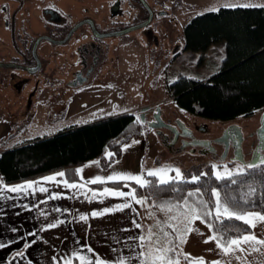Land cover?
<instances>
[{"label": "snow or ice", "instance_id": "6c2138e0", "mask_svg": "<svg viewBox=\"0 0 264 264\" xmlns=\"http://www.w3.org/2000/svg\"><path fill=\"white\" fill-rule=\"evenodd\" d=\"M220 8L233 10L264 8V3L257 4L251 0L248 2L226 0ZM212 10L219 11V8ZM135 122L142 126L147 123L141 116H136ZM258 135L261 140H264V128ZM139 143V140H133L131 144H125L120 153L106 150L105 158L109 162L108 167L119 164L120 160L117 157L130 149L132 145ZM100 163V161L91 162L98 167ZM91 164L75 169L74 174L59 171L38 181H25L16 185H8L0 178V203L6 200L35 198L37 194H40L44 196V199L31 206L29 204L12 206H19L29 212L39 210L37 215L44 220H48L52 213H59L61 216L67 214L72 217L65 220L55 216L41 226L40 232L54 230L66 223H71L72 220L83 223L87 232V229L91 227L90 219H100L124 213L126 210L135 215L136 218L132 219L131 223L133 229H141L140 235L128 236L123 240L115 235L112 236L114 243H123L132 255H124L123 250L112 248L111 251L118 255L115 259L108 260L97 253L91 245L84 244L65 256L58 258L53 255L51 264H133V261L136 264H264V201L258 203L253 198L258 191L253 180H261L264 186V143L257 146L250 162L244 160L237 144L236 154L231 161L225 158V161L212 163L211 172L201 171L190 176L183 173L180 168L145 169L141 162L139 173L113 171L107 176L96 175L85 178L84 169ZM172 173L174 175H171ZM73 175L78 176L79 181L73 179ZM209 178H214L215 185L208 184ZM46 184H55L62 190L53 192L44 186ZM105 184H111L114 187L98 190L88 188V185ZM190 184L194 187L188 188L187 185ZM125 188L128 191H123ZM64 190L73 195L67 196ZM73 190L88 202L99 201L103 204L105 199L109 198L121 202L75 215L68 209L60 207L41 209V205L49 201L78 198ZM5 193L12 195H5ZM139 208L147 211L145 218L154 221L146 231L139 223ZM258 208L260 210H257ZM197 221L207 228L210 235H205L196 225ZM257 229L258 231H254ZM131 230L118 229L122 232ZM8 231L16 233L19 229L11 226ZM192 234L204 237L202 241L204 244H214V247L207 251L215 252L219 258L207 261L203 256L193 257L185 252L184 245L188 243V237ZM27 235L36 237L37 232L32 231ZM13 242L10 240L0 242V250L10 247ZM35 243L37 240L26 241L23 249L16 250L12 254V260L7 261L6 264H23V261L27 259L28 249ZM76 243L79 244L80 241L77 240ZM28 264H31V261H28Z\"/></svg>", "mask_w": 264, "mask_h": 264}, {"label": "rangeland", "instance_id": "374dc122", "mask_svg": "<svg viewBox=\"0 0 264 264\" xmlns=\"http://www.w3.org/2000/svg\"><path fill=\"white\" fill-rule=\"evenodd\" d=\"M146 1L158 10V14H155L147 27L104 39L108 44L106 61L94 83L81 89H71L73 91L62 85L58 88L43 87L41 90L44 93L33 99L29 111L25 97L18 98L16 94L0 93V154L26 140L51 136L71 125H82L102 116L123 113L134 114L136 117L140 116L142 109L152 110L160 107L164 120L176 119L186 122L191 128L193 125L202 126L206 133H198L197 136L203 139L220 137L230 125L241 127L245 138L243 151L247 161L250 160L252 144L257 138L251 136V133L260 127L264 108L257 110L250 117H238L229 122L210 120L180 109L168 92L169 85L181 77L204 80L221 69L226 56V43L214 44L205 52L186 51L185 27L194 17L213 12V8L221 9L220 5L226 0H168L164 4L158 0ZM251 2L260 4L264 3V0ZM125 3L129 5L127 0ZM130 3L133 8L136 7V11L120 22L121 30L138 24L140 19L144 20L148 16L139 3H136L137 6ZM97 4L98 2L93 0V5ZM163 8L169 13H160ZM97 19L98 22L103 20L100 16ZM101 29L105 30V27ZM13 88L16 89V86L13 85ZM13 88L4 82L0 83V90ZM151 114H148L149 119ZM133 140H139L140 143L123 152L119 164L109 168L100 160L94 159L77 168L100 161L99 167L91 164L84 169L83 176L90 178L96 175L107 176L113 171L139 173L143 162L145 169L180 168L183 173L190 172L192 175L201 171L211 172L212 163L225 161L215 158L212 154L200 153L199 150L193 152L190 147L179 152L170 151L162 137L153 129L144 131L143 137L132 139L127 144H131ZM216 148L221 152L219 146ZM231 160L232 154H229L227 161ZM142 209L146 231L154 221L145 218L147 211ZM196 225L205 235L209 233L199 221ZM194 235L188 237L187 244L190 246L189 250H194L196 255L197 248L192 246L195 244L192 242ZM198 239L200 241L196 242V245H204L203 237L199 236Z\"/></svg>", "mask_w": 264, "mask_h": 264}, {"label": "trees", "instance_id": "16d2710c", "mask_svg": "<svg viewBox=\"0 0 264 264\" xmlns=\"http://www.w3.org/2000/svg\"><path fill=\"white\" fill-rule=\"evenodd\" d=\"M220 42L226 43V56L219 72L205 80L181 77L168 92L180 109L205 119L229 122L250 117L264 108V8H221L194 17L185 27L186 51L205 52ZM135 119L130 113L102 116L9 148L0 154V176L12 185L57 171L74 174L94 159L108 165L106 150L120 153L125 144L151 130ZM73 179L79 180L75 175ZM215 183L208 179L209 185ZM253 183L258 189L253 198L264 201L261 180ZM104 187L114 185L94 186Z\"/></svg>", "mask_w": 264, "mask_h": 264}, {"label": "flooded vegetation", "instance_id": "af4514ba", "mask_svg": "<svg viewBox=\"0 0 264 264\" xmlns=\"http://www.w3.org/2000/svg\"><path fill=\"white\" fill-rule=\"evenodd\" d=\"M96 1L97 5H93V0H0V83L4 82L11 88L16 86V89H4L0 93L25 97L29 111L33 99L44 93L43 87L58 88L62 85L73 91L71 89H81L94 83L106 61L108 44L104 39L120 36V32L128 28L147 27L158 11L146 0H127L130 6L125 0ZM158 1L162 4L168 2ZM179 1L184 0H176ZM130 2L134 5L139 3L148 16L121 30L120 22L136 11ZM159 12L169 13L164 8ZM98 16L102 22H98ZM155 112L156 109L148 108L143 116L147 120L148 114L152 113L148 120H153ZM164 121L166 124L157 133L170 151L179 152L190 147L193 152L199 150L219 160H227L229 154L234 158L239 144L244 160L250 162L260 144L255 138L251 158L247 161L243 151V130L237 125L228 126L220 137L203 139L197 136L198 133H206L200 125L191 128L186 122L176 119ZM258 129L251 136L257 137ZM218 146L221 152H218Z\"/></svg>", "mask_w": 264, "mask_h": 264}, {"label": "crops", "instance_id": "0c3cea01", "mask_svg": "<svg viewBox=\"0 0 264 264\" xmlns=\"http://www.w3.org/2000/svg\"><path fill=\"white\" fill-rule=\"evenodd\" d=\"M27 141L28 140H26L25 142ZM54 173L29 181H38L41 178L50 176ZM44 186L48 187L53 192H60L62 190L61 188H58L55 184H46ZM94 186L95 185H88V188L98 190V188H94ZM64 191L67 196L73 195V193H69L67 192V190ZM123 191H128V189L125 188L123 189ZM73 192H75V195L78 198H64L57 199L55 201H49L46 204H42L41 209H51L53 207H60L68 209L72 214L75 215L78 213H86L91 212L93 210H99L104 207H110L121 202L120 200L111 198L105 199L103 204H101L99 201L88 202L78 192H76L75 190H73ZM5 195L12 194L5 193ZM88 195L90 196L91 193L89 192ZM43 199V195L37 194L35 198L29 197L27 199L6 200L0 203V242L9 240L14 241L10 247L0 250V264H6L7 261L12 260V254L15 253V251L18 249H23L26 241L31 242L32 240H37V243H35L32 248L28 249L27 259L23 261V264H28V261H31V264H51V257L53 255H56L58 258L61 256H65L69 252L78 249L81 245L84 244L91 245L97 253H99L103 258L108 260L115 259L118 255V253H113L111 251L112 248L123 250L124 255H132V253L128 251V249L123 243H114L112 240V236L115 235L119 239L123 240L128 236L140 235L141 229H133L131 223L132 219L136 218L134 214L126 210L124 213H117L116 215L107 216L100 219H90L89 223L91 224V227L87 229V232L85 231L86 226L83 223H77L75 220H72L71 223H66L65 225L60 226L54 230L40 232L39 229L41 228V226L48 223L55 216H60V218L65 220L72 219V217L68 216L67 214L61 216L59 213H52L49 216L48 220H44L43 217L37 215V211L39 210L29 212L21 209L19 206H12L19 204H29L31 206L32 204H35L39 200ZM139 212V223L143 225V209L139 208ZM16 213H20V215H16ZM11 226L17 227L19 231H17L16 233L8 231V228ZM120 228H129L132 230L129 232H122L118 231V229ZM32 231L37 232L36 237L27 235V233ZM254 231H258V229ZM208 234L210 235V233H207L206 236ZM193 237L194 239H192V242H195V244L192 246L197 248L199 254L197 253L195 255L194 250L190 251V246L188 244L184 245L185 252L190 253L193 257L203 256L207 261H212L219 258L215 254V252L207 251V249L213 248L214 244L209 243L204 245H196V242L198 243L200 241L198 239L199 236L194 235ZM77 240L80 241L79 244L76 243ZM44 241H47V243H44ZM137 251H139V249H137ZM133 264H136V262L133 261Z\"/></svg>", "mask_w": 264, "mask_h": 264}, {"label": "water", "instance_id": "95a60500", "mask_svg": "<svg viewBox=\"0 0 264 264\" xmlns=\"http://www.w3.org/2000/svg\"><path fill=\"white\" fill-rule=\"evenodd\" d=\"M138 28H140V27L128 28V29H126L124 31H121L120 32V35L127 34L129 32H132V31L138 29ZM147 109L148 108L142 109V114H141V117L143 118V120L144 121H147V123H145V124L151 130L153 129V130H156L157 131L160 128H162L166 123H165L164 119L162 118V112H161L160 107H157L156 108V112L153 115V120H148V119L146 120V118L143 116V113H145L147 111ZM153 121H155V122L153 123ZM179 122H181V121H179ZM262 128H264V113L261 116V119H260V128L257 131V138L259 139L260 144L261 143H264V140H261L260 137H259V135H258V133H260V131H261Z\"/></svg>", "mask_w": 264, "mask_h": 264}, {"label": "bare ground", "instance_id": "6f19581e", "mask_svg": "<svg viewBox=\"0 0 264 264\" xmlns=\"http://www.w3.org/2000/svg\"><path fill=\"white\" fill-rule=\"evenodd\" d=\"M258 122V121H257Z\"/></svg>", "mask_w": 264, "mask_h": 264}]
</instances>
